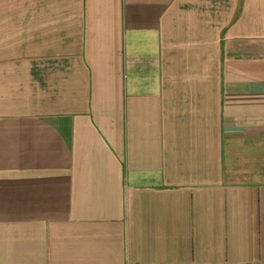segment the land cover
I'll return each instance as SVG.
<instances>
[{
  "label": "crops",
  "instance_id": "obj_1",
  "mask_svg": "<svg viewBox=\"0 0 264 264\" xmlns=\"http://www.w3.org/2000/svg\"><path fill=\"white\" fill-rule=\"evenodd\" d=\"M0 264H264V0H0Z\"/></svg>",
  "mask_w": 264,
  "mask_h": 264
}]
</instances>
